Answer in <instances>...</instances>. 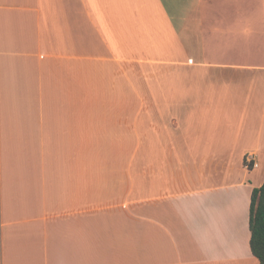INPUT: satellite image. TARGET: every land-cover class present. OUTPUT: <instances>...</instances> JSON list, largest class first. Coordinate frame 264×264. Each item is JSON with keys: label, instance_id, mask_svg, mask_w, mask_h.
Listing matches in <instances>:
<instances>
[{"label": "crops", "instance_id": "0c3cea01", "mask_svg": "<svg viewBox=\"0 0 264 264\" xmlns=\"http://www.w3.org/2000/svg\"><path fill=\"white\" fill-rule=\"evenodd\" d=\"M263 183L264 0H0V264H259Z\"/></svg>", "mask_w": 264, "mask_h": 264}, {"label": "trees", "instance_id": "16d2710c", "mask_svg": "<svg viewBox=\"0 0 264 264\" xmlns=\"http://www.w3.org/2000/svg\"><path fill=\"white\" fill-rule=\"evenodd\" d=\"M248 226L251 253L259 264H264V183L252 189Z\"/></svg>", "mask_w": 264, "mask_h": 264}, {"label": "built area", "instance_id": "2783aa9c", "mask_svg": "<svg viewBox=\"0 0 264 264\" xmlns=\"http://www.w3.org/2000/svg\"><path fill=\"white\" fill-rule=\"evenodd\" d=\"M243 164L248 169L258 167L257 154L255 152H247L243 157Z\"/></svg>", "mask_w": 264, "mask_h": 264}, {"label": "rangeland", "instance_id": "374dc122", "mask_svg": "<svg viewBox=\"0 0 264 264\" xmlns=\"http://www.w3.org/2000/svg\"><path fill=\"white\" fill-rule=\"evenodd\" d=\"M244 157V156H243Z\"/></svg>", "mask_w": 264, "mask_h": 264}]
</instances>
